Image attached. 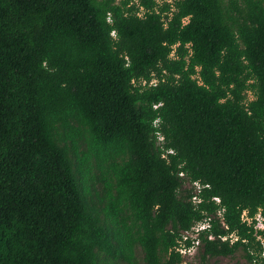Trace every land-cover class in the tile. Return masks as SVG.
Segmentation results:
<instances>
[{"label":"trees","instance_id":"1","mask_svg":"<svg viewBox=\"0 0 264 264\" xmlns=\"http://www.w3.org/2000/svg\"><path fill=\"white\" fill-rule=\"evenodd\" d=\"M244 3L0 0V264H183L205 220L203 262L264 264L243 221L264 217V0Z\"/></svg>","mask_w":264,"mask_h":264},{"label":"rangeland","instance_id":"2","mask_svg":"<svg viewBox=\"0 0 264 264\" xmlns=\"http://www.w3.org/2000/svg\"><path fill=\"white\" fill-rule=\"evenodd\" d=\"M167 1H171V0H167ZM224 1H225L226 4H228V2L230 0H224ZM238 1L241 3L242 6L245 5L244 0H238ZM248 98H249V100L254 99V95H253L252 92L248 94ZM73 160H74V163H77L75 157L73 158ZM91 162H92V165H95V160L94 159H92ZM92 173L96 176V175H98L100 173V171L98 169H96L95 167H92ZM102 187H103L102 184H100L99 182H96V187L95 188H96L97 191L100 192ZM185 187L186 188H192V186L189 185V183H186ZM94 200H95L97 209L101 212V209H103L105 205L104 204H100L97 199H94ZM245 213L246 212H244L243 215H244V218L247 220V215L248 214L247 213L245 214ZM101 219L102 220L104 219V214L102 212H101ZM234 239H236V238H234ZM202 251H203L202 250V244L200 242L199 246L195 247L190 253L186 254V256L184 258L185 262H183V264H248L246 259L243 256L244 254H243L242 251L237 252V254H235L232 257L210 259V260L205 261V262H203L202 259H201ZM135 255H136V261H137L138 264H145L144 263V253H143V251H142V249L140 247L136 248ZM107 264H109V262H107ZM117 264H127V263L124 262V261H120Z\"/></svg>","mask_w":264,"mask_h":264},{"label":"built area","instance_id":"3","mask_svg":"<svg viewBox=\"0 0 264 264\" xmlns=\"http://www.w3.org/2000/svg\"><path fill=\"white\" fill-rule=\"evenodd\" d=\"M160 140H163V138L161 136H160ZM181 176H184V174H181ZM189 185H191L192 189H194L195 196H194L193 200L195 202H200L201 200L198 196V193L202 190V188H203L202 185L199 182H195L193 184L189 183ZM214 200L217 203L221 202L219 198H214ZM243 221L247 222L249 225L256 223V224H254V228L256 230V237L259 241H261V243L264 247V239L258 233L259 231L264 230V217L262 216V214L261 213L257 214V216L255 218H249L247 215V220L244 218V215H243ZM208 228H210V222L208 220H205L203 222L198 223L191 230L182 232V234H181L182 240L180 241V246L177 248V251H179L181 253V255H183L182 256L183 259L185 258L186 254L190 253L195 247L199 246V244L201 242V240H200L201 233H202V231L207 230ZM210 239H213V237H210ZM189 240H191V242H192V245L190 247H188V245L186 243ZM224 240H226V238ZM262 255L264 257V251H263ZM183 262H185V260Z\"/></svg>","mask_w":264,"mask_h":264}]
</instances>
